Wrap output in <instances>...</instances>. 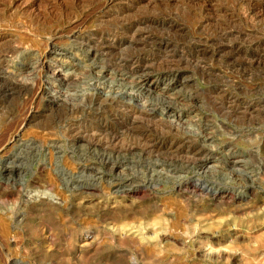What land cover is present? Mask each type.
<instances>
[{
    "label": "rangeland",
    "instance_id": "rangeland-1",
    "mask_svg": "<svg viewBox=\"0 0 264 264\" xmlns=\"http://www.w3.org/2000/svg\"><path fill=\"white\" fill-rule=\"evenodd\" d=\"M148 1L0 0V55L8 50L0 64V161L23 169L21 181L6 188L0 175V264H264V16L260 22L241 16L250 0ZM118 10L127 12L120 15ZM158 15L172 16L186 29L169 36L153 28L146 32L174 46L175 59L187 62L175 73L191 82L184 87L171 84L164 91L157 77L165 65L161 57H166L149 42L139 47V58L155 66L162 62L144 69L152 74L150 82H157L154 93L146 94L115 68L114 63L132 54L130 50L109 57L93 43L107 36L119 38L121 26L136 18ZM219 30L231 32L228 45L238 41L236 53L193 52L194 43L203 45L218 37ZM250 33L251 38L245 36ZM257 39L262 52L255 57L258 63L250 62L247 50L252 52ZM49 49L62 54L67 86L56 87L38 67ZM20 82L25 84L21 92L12 88ZM42 87L50 90L42 94ZM113 91L136 100L139 94L140 103L156 106L157 113L166 104L172 106L180 130L211 152L208 166L200 170L173 155L143 151L146 129L153 130L147 140L182 141L186 135L157 124L150 128L145 122L136 134L127 133L119 119L126 111L120 110L118 101L102 105L96 98L100 92ZM48 93L75 98L76 113L57 105ZM71 126L77 127L73 133ZM87 131L90 140H81ZM12 132L18 133L16 141L5 144L3 136ZM89 168H94L91 173ZM133 187L140 191L127 195ZM214 191L228 196L214 197Z\"/></svg>",
    "mask_w": 264,
    "mask_h": 264
},
{
    "label": "bare ground",
    "instance_id": "bare-ground-1",
    "mask_svg": "<svg viewBox=\"0 0 264 264\" xmlns=\"http://www.w3.org/2000/svg\"><path fill=\"white\" fill-rule=\"evenodd\" d=\"M165 1H170V0H165ZM193 1V0H192ZM199 1V0H198ZM217 1V0H216ZM215 1V2H216ZM233 1V0H232ZM239 1H241V0H239ZM245 1H247V0H245ZM106 2V1H105ZM149 2V1H148ZM156 3L157 2V0H150V2L149 3ZM158 2H159V0H158ZM196 2V1H195ZM194 2V3H195ZM213 2V1H212ZM214 2V3H215ZM225 2V1H224ZM224 2L222 1V3L224 4ZM250 3L249 4H247V9H245L244 10V12H243V10H241L242 11V13H241V16L242 17H245V18H247V19H250V20H254L255 19V21H256V19H260V20H258L259 22L260 21H262V19H261V16H264V5H263V7H262V9H259V7L260 6H262V4L264 3V0H250L249 1ZM188 3V2H187ZM218 3V2H217ZM234 3V2H233ZM245 3V2H244ZM110 4V3H109ZM160 4H162V3H160ZM212 4V3H211ZM219 4V3H218ZM85 5V4H84ZM111 5V4H110ZM155 5H157V4H155ZM231 5V4H230ZM210 6V5H209ZM219 6V5H218ZM224 6V5H223ZM241 6V8H242V5H240ZM156 7V6H155ZM164 7H165V4H164ZM245 7V6H244ZM243 7V8H244ZM254 7H257L258 9H259V11H258V9H254ZM225 8V7H224ZM231 8H232V6H231ZM246 8V7H245ZM85 9V8H84ZM100 9V8H99ZM110 9V8H109ZM164 9H166V7L164 8ZM220 9V8H219ZM225 10V9H224ZM237 10V9H236ZM105 11V10H104ZM119 12H120V15H123L125 12H127L126 10H124V11H121V10H118ZM157 11V10H156ZM159 11V10H158ZM157 11V12H158ZM185 11H186V9H185ZM219 12H221V10H218ZM217 12V11H216ZM229 12V11H228ZM140 13V12H139ZM168 13H170V12H168ZM182 13V12H181ZM190 13V12H189ZM188 13V14H189ZM199 13V12H198ZM229 13H231V12H229ZM240 13V12H239ZM92 14V13H91ZM110 14V13H109ZM128 14V13H127ZM160 14H162V13H160ZM219 14V13H218ZM221 14V13H220ZM219 14V15H220ZM224 14H225V12H224ZM234 14V13H233ZM255 14H259L258 15V17L257 16H255ZM129 15V14H128ZM145 15V14H144ZM147 15V14H146ZM153 15V14H152ZM156 15V14H155ZM170 15H171V13H170ZM191 15H192V17H194V15L191 13ZM216 15V14H215ZM214 15V16H215ZM239 15V14H238ZM106 16H109V15H106ZM111 16V15H110ZM116 16H119L118 14L116 15ZM130 16V15H129ZM186 16V15H185ZM206 16V15H205ZM208 16V15H207ZM213 16V15H212ZM112 17V16H111ZM124 18H125V16H123ZM132 17V16H131ZM135 17V16H134ZM133 17V18H134ZM203 17H204V15H203ZM225 17V16H224ZM227 17V16H226ZM230 17V16H229ZM228 17V18H229ZM231 17H232V15H231ZM114 18V17H113ZM116 18V17H115ZM115 18H114V21H115ZM120 19H121V17H119ZM136 18V17H135ZM195 18V17H194ZM193 18V19H194ZM197 18H199V17H197ZM200 18H201V16H200ZM213 18V17H212ZM234 18H236V17H234ZM104 19V18H103ZM110 19V18H109ZM119 19V20H120ZM178 19H179V17H178ZM201 19H204V18H201ZM211 19V18H210ZM214 19H215V17H214ZM220 19H222L221 17H220ZM131 20H132V18H131ZM225 20V19H224ZM233 19L231 18V21H232ZM242 20V19H241ZM249 20V21H250ZM124 21H126V23H127V21L128 20H124ZM124 21H122V22H124ZM198 21H199V19H198ZM213 21V20H212ZM230 21V22H231ZM234 21V20H233ZM50 22V21H49ZM120 22V21H119ZM122 22H120V23H122ZM204 22V21H203ZM209 22H210V20L209 19H206L205 20V23H206V25H208L209 24ZM221 22V21H220ZM227 22V21H226ZM243 22V21H242ZM247 22H248V20H247ZM252 22V21H251ZM228 23V22H227ZM262 23V22H261ZM48 24V23H47ZM116 24V23H115ZM212 24V23H211ZM221 24V23H220ZM225 24V23H224ZM223 24V26H225ZM242 24H244V22L242 23ZM241 24V25H242ZM249 25H250V23H248ZM253 24V23H252ZM263 24H264V21H263ZM205 24H203V26H204ZM213 25V24H212ZM211 25V26H212ZM233 25L235 26H237V28H239L238 27V25L237 24H234L233 23ZM232 25V26H233ZM214 26H216V25H214ZM229 26H231L230 24H229ZM119 27V26H118ZM216 27H219V26H216ZM244 27H247V26H244ZM108 28V27H107ZM120 28V27H119ZM147 28H153V29H155V30H162V31H164V33H168V36H169V34H173V33H176V35L177 34H180V33H183L186 29H185V27H181V25H179L177 22H176V20H175V18L174 17H172V16H163V17H159V15L158 16H152V17H140V18H136V19H134V21H132V22H129V23H127L125 26H121V34H119V38H117V37H113V36H110V37H106V38H104V39H98L97 41H95L94 40V45H95V47L96 48H98L101 52H103V54L104 55H106V56H111V55H113L114 53H119V52H121V53H123L124 51H127V50H130L131 52H132V54L131 55H129V56H127V57H124V58H121V59H119L118 60V62L117 61H115V62H117L116 64L114 63V65H115V68H117L119 71H122V72H125V73H121L120 74V76L126 81L127 79H133V81L135 82V83H133L136 87H138V88H140V90H142L144 93H146V94H148V93H154V91H155V89H157V82H158V80L160 81V85H165L164 86V88H163V90L165 91V90H169L170 89V85L171 84H179L180 86H183L184 87V85H186V84H188V83H190L191 82V78L189 79V78H182V79H180L179 78V75H178V72L177 73H175V70L174 69H179V70H182L184 67H182L183 65L185 66V65H187V64H185V63H187V62H185L184 63V58H181V60L178 58V57H176L177 58V60L175 59V57H174V54L176 53V51L174 50V46L171 44V43H169L168 41H166V40H164V39H159V38H157V37H153L151 34H149L148 32H146L147 30ZM191 28V27H190ZM206 28V27H205ZM221 28V27H220ZM225 28H227V26L225 27ZM229 28V27H228ZM232 28V27H231ZM234 28H236V27H234ZM202 29H204V28H202ZM214 29H215V27H214ZM230 29V28H229ZM252 29V28H251ZM250 29V30H251ZM113 30V29H112ZM148 30H150V29H148ZM191 30V29H190ZM211 30V29H210ZM254 30V29H253ZM261 30H263L262 28H261ZM192 31V30H191ZM200 31H202V30H200ZM207 31V30H206ZM218 31V30H217ZM220 32H219V36L218 37H216V36H214V38H213V35H212V38L213 39H209V40H207V41H204V44L202 45L201 44V42L199 43H194L193 44V52H195L196 54H205V53H207V52H210V51H216V52H225V51H227L228 50V52L227 53H233V52H235L234 50H239V48H238V46H237V44H236V42H238V41H236V42H233L234 41V39L232 40V42H230V45H228L227 43L229 42V40H231L232 38H229L230 36H231V32H229L228 31V33L226 32V30H219ZM237 31V30H236ZM235 31V32H236ZM245 31V30H244ZM249 31V30H248ZM110 33V32H109ZM111 33H112V31H111ZM116 33V32H115ZM153 33H155V32H153ZM158 33V32H157ZM163 33V34H164ZM200 33V32H199ZM202 33V32H201ZM210 33V32H209ZM208 33V34H209ZM254 33V32H253ZM262 33V32H261ZM264 33V32H263ZM114 34V33H113ZM161 34V33H160ZM192 34V33H191ZM235 34V33H234ZM233 34V35H234ZM238 34V33H237ZM243 34H244V32H243ZM96 35V34H95ZM181 35H183V34H181ZM193 35V34H192ZM210 35H211V33H210ZM216 35V34H215ZM250 35H252L251 33L249 34V35H247V34H245V36H247L248 38H251V37H249ZM98 36H99V34H98ZM235 36V35H234ZM237 36V35H236ZM256 36H257V33H256ZM92 37V36H91ZM208 37V36H207ZM242 37H244V36H242ZM246 37V38H247ZM260 37V36H259ZM94 38V37H93ZM98 38V37H97ZM163 38V37H162ZM228 38H229V40H228ZM238 38V37H237ZM241 38V37H240ZM246 38H245V40H246ZM199 39V38H198ZM235 39H236V37H235ZM253 39V38H252ZM77 40V39H76ZM169 40V39H168ZM238 40V39H237ZM239 40H241V39H239ZM242 40H244V39H242ZM244 40V41H245ZM81 41V40H80ZM83 41V40H82ZM194 41V40H193ZM197 41V40H196ZM219 41V43H217ZM227 42V43H225V44H227V45H222V44H220L221 42ZM244 41H241V43L243 42L244 43ZM246 41H248V39L246 40ZM245 41V42H246ZM254 41V40H253ZM153 43L154 44V47H156L157 49H158V53H161L162 55H164V57H166L165 59L164 58H162L161 56V59H163L164 60V62H165V65H164V67H162L161 69H162V71L163 72H161L159 75H158V77H157V82H150V76H152V74L151 73H149V72H144V69H154V66H155V63H153V62H150L149 60H142L141 58H139V47H146L147 46V43ZM170 42H172V41H170ZM249 42H250V39H249ZM251 42H252V40H251ZM82 43V42H81ZM240 43V44H241ZM242 43V44H243ZM82 44H84V43H82ZM248 44V43H247ZM250 44V43H249ZM146 45V46H145ZM183 45V44H182ZM186 45H188V44H186ZM253 45H254V48H253V50H252V52L250 51V50H247V51H249L250 53L248 54V57H249V60L248 61H250V62H254V61H256L255 60V57L256 56H258L259 55V52L261 51V48H262V46H263V44H262V41L261 40H259V39H257L256 41H254V43H253ZM86 46V45H85ZM91 46H93V45H91ZM192 46V45H191ZM245 46V45H244ZM248 46V45H247ZM183 47V46H182ZM252 46H250V48H251ZM91 49H92V47H90ZM142 48H140V49H142ZM149 48V47H148ZM95 49V48H94ZM252 49V48H251ZM6 50V49H5ZM10 50H12V49H10ZM14 50V49H13ZM16 50V49H15ZM48 50V48H46L45 49V51H47ZM180 50V49H179ZM186 50V49H185ZM184 50V51H185ZM241 50V49H240ZM245 50V49H244ZM243 50V51H244ZM262 50H264V49H262ZM6 51H8V50H6ZM5 51V52H6ZM58 51V50H57ZM57 51H54V50H52V49H49V51H48V53H50V54H45V52H44V54L40 57V60L38 61V67L39 68H41V70H44V71H46V74L47 75H49V76H47L48 78V80H50V82H52L56 87H59V88H61V87H63V86H67V82H68V79H67V76L66 75H64V70H63V68H64V65H63V63H62V54L60 53V52H57ZM87 51V50H86ZM90 51V50H89ZM182 51V50H181ZM4 52V51H3ZM3 52H1V53H3ZM3 53V54H1L0 55V64L1 63H3V62H5L6 60V57H7V53L8 52H6V53ZM12 54L14 53L13 51H10ZM100 52V53H101ZM175 52V53H174ZM180 52V51H179ZM178 52V53H179ZM187 52V51H186ZM242 52V51H241ZM262 52V51H261ZM90 53H92V52H90ZM188 53V52H187ZM191 53V52H190ZM226 53V52H225ZM225 53H223V54H225ZM236 53V52H235ZM245 53V52H244ZM243 53V54H244ZM89 54V53H88ZM102 54V53H101ZM152 54V53H151ZM154 54V53H153ZM161 54H159V55H161ZM216 54V53H215ZM242 54V53H241ZM186 55V54H185ZM211 54H209L208 56H210ZM218 56H220L219 54H217ZM50 56H54L53 58H50ZM154 56V55H153ZM181 56H182V54H181ZM202 56V55H201ZM201 56H199V57H201ZM204 56V55H203ZM208 56H206V57H208ZM236 56V55H235ZM235 56H234V59H235ZM237 56H239L238 54H237ZM64 57V56H63ZM149 57V56H148ZM186 57V56H185ZM243 57V56H242ZM261 57H262V55H261ZM152 58V57H151ZM150 58V59H151ZM156 58H158V57H156ZM155 58V59H156ZM192 58V57H191ZM196 58V57H195ZM226 58V57H225ZM229 58V57H228ZM258 58V57H257ZM256 58V59H257ZM26 59V58H25ZM149 59V58H148ZM160 59V60H161ZM170 59V60H169ZM179 59V60H178ZM190 59V58H189ZM193 59V58H192ZM197 59V58H196ZM224 59V58H223ZM244 59H245V57H244ZM195 60V59H194ZM199 60V59H198ZM261 61H262V59H260ZM99 61V60H98ZM187 61H189V60H187ZM191 61H193V60H191ZM190 61V62H191ZM218 61V60H217ZM230 61V60H229ZM247 61V62H248ZM258 61V60H257ZM256 61V62H257ZM22 62H23V60H22ZM159 62H162V61H159ZM158 62V63H159ZM195 62H196V60H195ZM199 62V61H198ZM249 62V63H250ZM36 63V62H35ZM157 63V64H158ZM197 63V62H196ZM229 63V62H228ZM233 63H234V61H233ZM241 63H242V61H241ZM258 63V62H257ZM259 63H260V61H259ZM157 64H156V66H157ZM160 64V63H159ZM189 64V63H188ZM190 64H192V63H190ZM193 64H195V63H193ZM198 64V63H197ZM224 64V63H223ZM246 64V63H245ZM51 65H53V69H52V71H50L51 69H50V67H51ZM114 65H113V67H114ZM163 65V64H162ZM207 65V64H206ZM257 65V64H256ZM1 66V65H0ZM110 66V65H109ZM155 66V67H156ZM199 66V65H198ZM201 66V65H200ZM35 67V66H34ZM160 67V66H159ZM186 67V66H185ZM196 67V66H195ZM245 67V66H244ZM2 68V67H1ZM0 68V69H1ZM25 68V67H24ZM182 68V69H181ZM70 69V68H69ZM116 69V70H117ZM143 69V72H141V73H139L140 72V70H142ZM157 69V68H156ZM4 70V69H3ZM198 70V69H197ZM49 71V72H48ZM234 71V70H233ZM206 72V71H205ZM18 73V72H17ZM207 75V74H206ZM119 76V77H120ZM44 77V76H43ZM130 81V80H129ZM164 81H168V83L167 84H163L164 83ZM19 82V81H18ZM214 82V81H213ZM43 83H45V85H48L49 83L48 82H43ZM41 85V84H40ZM43 85V84H42ZM50 85V84H49ZM70 85V84H69ZM11 86V85H10ZM12 88H18V90L21 92V88L24 90V86H25V84H24V82H20V83H16V84H12ZM18 86H20V87H18ZM50 87V86H49ZM183 87H181V88H183ZM213 87V86H212ZM27 88V87H26ZM54 89V88H53ZM223 89V88H222ZM11 91H12V89H10ZM41 91V93L42 94H45V93H47V91L48 90H50L49 88H44V87H42L41 89H40ZM180 90V89H179ZM183 90V89H182ZM194 90V89H193ZM217 90H219V89H217ZM14 91V90H13ZM55 91H56V89H55ZM25 92V91H24ZM115 91H113V92H106V93H99V94H97L96 95V98L99 100V102H101V104L103 105L104 103H110V104H115V105H117V101H118V104H119V106L121 107L120 108V110L121 109H123L124 111H126V114H125V116H121L122 118H119V119H121L123 122H124V124H126L127 125V127H126V132L127 133H130V134H132V135H134V133L136 132V130H138V128H140L141 126L139 125L140 123H142L143 124V122H145L146 123V125L145 126H152V125H155V124H157V125H159L158 127H163V128H165L166 127V129L171 133V132H174L176 135L177 134H181L182 136H183V134H185V133H183L181 130H180V126L182 125V124H179V118H178V116L176 117L175 115H174V113H175V109L172 107V106H170L169 104H166L163 108L161 107V112L160 113H157L158 112V110H157V108H156V106H152L151 104L149 105L147 102H143V103H140V99H139V94H138V99L136 100V99H134L133 97H130V96H126L125 94H121V93H119V92H117V93H114ZM212 92V91H211ZM19 93V92H18ZM17 93V94H18ZM27 93V92H26ZM189 93V92H188ZM198 93H199V91H198ZM216 93H218V92H216ZM225 93V92H224ZM7 94V93H6ZM49 95H50V97L52 98V101H54L57 105L58 104H62V105H64L65 107H66V109H67V111H69L70 112V114H75L76 113V111L74 110L75 109V104H74V102L76 101V99L75 98H70V96L69 97H67V96H63V98L62 99H60V98H58V97H55V96H53L51 93H48ZM205 94H207L206 93V91H205ZM221 94V93H220ZM227 94V93H226ZM232 94V93H231ZM8 95H10L9 93H8ZM22 95V94H21ZM39 95H41V94H39ZM57 95V94H56ZM60 95V94H59ZM125 95V96H124ZM129 95V94H128ZM137 95V94H136ZM216 95H218V94H216ZM20 96V95H19ZM191 96V95H190ZM194 96V95H193ZM207 96V95H206ZM224 96H225V94H224ZM76 97V96H75ZM188 97V96H187ZM194 97H196V96H194ZM222 97V96H221ZM84 98V97H83ZM91 98V97H90ZM208 98H209V96H208ZM225 98H227V100H232L233 99V97L232 96H227V97H225ZM211 99V98H210ZM221 99V98H220ZM142 100V99H141ZM144 100H145V98H144ZM187 100V99H186ZM193 100V99H192ZM195 100V99H194ZM227 100H225V101H227ZM89 101H91V100H89ZM215 102L214 103H216V101L217 100H214ZM78 102V101H77ZM196 102V101H195ZM237 102V101H236ZM239 102H240V100H239ZM247 102V101H246ZM249 102V101H248ZM168 103V102H167ZM170 103V102H169ZM171 103H174V102H171ZM170 103V104H171ZM192 103V102H191ZM200 103V102H199ZM235 103V102H234ZM233 103V104H234ZM220 104H222V103H220ZM231 104V103H230ZM213 105V107H214V104H212ZM244 105V104H243ZM106 106V105H105ZM163 106V105H162ZM216 106V105H215ZM219 106V105H218ZM225 106H227V104L225 105ZM236 106H239V104L238 105H236ZM97 107V106H96ZM113 107V106H112ZM111 107V108H112ZM115 108L117 107V106H114ZM176 107V106H175ZM1 108V107H0ZM215 108H217V107H215ZM221 108H224L223 106H221ZM232 108V107H231ZM234 108V107H233ZM244 108V107H243ZM63 109V108H62ZM79 109H80V107H79ZM82 109V108H81ZM99 109V108H98ZM117 109H118V107H117ZM116 109V110H117ZM226 109H227V107H226ZM226 109H224V110H226ZM104 110V109H103ZM119 110V111H120ZM217 110V109H216ZM253 110V109H252ZM107 111V110H106ZM251 111V110H250ZM112 112V111H111ZM117 112H118V110H117ZM228 112V111H227ZM226 112V113H227ZM230 112H231V110H230ZM229 112V113H230ZM233 112V111H232ZM235 112H236V110H235ZM216 113V112H215ZM229 113H228V115H229ZM247 113V112H246ZM61 114H62V112H61ZM120 114V113H119ZM220 114V113H219ZM231 114V113H230ZM237 114V113H236ZM243 114H245V111H243ZM248 114V113H247ZM247 114H245V115H247ZM122 115V114H121ZM232 115H235L234 113L232 114ZM231 115V116H232ZM239 115V114H238ZM249 116H251L250 114H248ZM113 117L114 116H116V115H112ZM222 116V115H221ZM226 116V115H225ZM237 116V115H236ZM76 117V116H75ZM120 117V116H119ZM116 118V117H115ZM210 118V117H209ZM233 118H236L235 116L233 117ZM73 119V118H72ZM169 119H171V120H169ZM206 119V118H205ZM113 120V119H112ZM115 120V119H114ZM120 120V121H121ZM118 121V120H117ZM74 122V121H73ZM85 122V121H84ZM116 122V121H115ZM68 123V122H67ZM75 123V122H74ZM81 123V122H80ZM144 123V124H145ZM72 124V123H71ZM76 124V123H75ZM123 124V123H122ZM106 125V124H105ZM69 126V125H68ZM88 126V125H87ZM125 126V125H124ZM140 126V127H139ZM76 126H71L70 128H69V133H73L74 131H76V129H77V127L75 128ZM155 127V126H154ZM154 127H153V129H154ZM122 128V127H121ZM151 128V127H150ZM162 128V129H163ZM66 129V128H65ZM88 129V128H87ZM146 129V128H145ZM82 130V129H81ZM125 130V129H124ZM124 130H123V132H124ZM144 130V129H143ZM142 130V131H143ZM156 130V129H155ZM161 130V129H160ZM166 130V131H167ZM45 131V130H44ZM46 131H48V130H46ZM142 131H141V133H142ZM151 131H153L152 129H151ZM151 131H149V129H146L145 130V132L143 133V135H142V137H144L145 138V141H144V143H142L144 146H143V151H145L146 153H149V154H152V153H159V152H161V153H165V154H169V155H173L175 158H178V159H181V160H185V163L187 162V163H192V164H197L198 165V169H204V168H206L207 166H208V164L210 163V161L212 160V158H211V152L210 151H208L207 150V148L203 145V143H200L198 140L197 141H195V139H193L190 135H187V133L185 134L186 136H184V138H183V140L182 141H176V140H173V139H170V138H168V139H166V138H161V137H158V138H153V139H151V140H147L146 138V134L147 133H149V132H151ZM165 131V130H164ZM49 132V131H48ZM88 132H90V131H87L86 132V135L84 136L83 135V137L81 138L80 137V139L82 140L83 138H88L89 139V136L87 135V133ZM155 132V131H154ZM160 132V131H159ZM157 133V132H156ZM161 133V132H160ZM160 133H157V134H160ZM89 134V133H88ZM90 134H92V133H90ZM102 134V133H101ZM136 134V133H135ZM72 135V134H71ZM82 135V134H81ZM93 135V134H92ZM91 135V136H92ZM138 135V134H137ZM161 135H163V134H161ZM160 135V136H161ZM136 136V135H135ZM138 136H140V135H138ZM148 136V135H147ZM159 136V135H158ZM17 137H18V133H16V132H12V133H8L7 135H4L3 136V140L5 141V144H8V143H13V142H15L16 141V139H17ZM152 137V136H151ZM150 137V138H151ZM156 137V136H155ZM109 138H111V137H109ZM140 138V137H139ZM105 139V138H104ZM134 139V138H133ZM142 139V138H141ZM75 141H76V143L77 142H79L77 139H74ZM90 140V139H89ZM88 140V141H89ZM93 140V139H92ZM107 140V139H106ZM112 140V139H111ZM115 140V139H114ZM4 141H2V142H4ZM120 141V140H119ZM138 141V140H137ZM142 141V140H141ZM202 141V140H201ZM91 142V141H90ZM99 143H101V142H99ZM116 144V143H115ZM30 145H32V144H24V145H22V146H26V147H32V146H30ZM111 145V144H110ZM117 145V144H116ZM130 145V144H129ZM133 146V145H132ZM131 146V147H132ZM140 146H141V144H140ZM19 147H21V146H19ZM18 147V148H19ZM106 147V146H105ZM33 148V147H32ZM31 148V149H32ZM107 148V147H106ZM131 149V148H130ZM129 149V150H130ZM18 150V149H17ZM122 152V151H121ZM160 153V154H161ZM16 155V154H15ZM12 157V155L10 156V158ZM15 157V156H14ZM19 158V157H18ZM79 158V157H78ZM104 159V161H105V163L107 164L108 162H109V159L107 158V157H104L103 158ZM1 160V159H0ZM19 160V159H18ZM84 160V159H83ZM107 161V162H106ZM10 162H12V161H10ZM115 162V161H114ZM116 165V164H115ZM124 165V164H123ZM118 166H119V164H118ZM117 166V167H118ZM113 168H116L115 166H113ZM94 169V168H93ZM93 169L92 168H89V170L88 171H90V173L93 171ZM23 171V169L21 168V167H19V166H16L15 165V163L14 164H8L7 162H2V161H0V175L1 176H4V177H2V185L6 188L7 186H9L10 184H12V183H15L18 179H19V175H20V173H22V172H20V171ZM174 170V169H173ZM176 171V170H175ZM179 171V170H178ZM171 173H172V171H171ZM179 173V172H178ZM185 173V172H184ZM20 180V179H19ZM21 181V180H20ZM204 184V183H203ZM53 188H55V186L53 185L52 186ZM51 187V188H52ZM209 187V186H208ZM50 188V187H49ZM134 188V187H133ZM131 189V190H127V192H126V194L127 195H129V196H133V195H135V194H137L139 191H140V188L138 189V187L137 188H134V189ZM83 189H91V187H84ZM194 189V188H193ZM210 189V188H209ZM212 189V188H211ZM196 190V189H195ZM87 191V190H86ZM209 191V190H208ZM192 192V191H191ZM213 195H214V197H218V196H220V195H222L223 193H218L217 191H214V192H211ZM228 196V194L226 195V194H223L222 195V197H227ZM230 196V195H229ZM232 196V195H231ZM226 200V199H225ZM224 200V201H225ZM231 201H232V197H231ZM214 202V201H213ZM219 202V201H218ZM0 209H2V208H0ZM139 229H142V228H140L139 227ZM144 231V230H143ZM202 233V232H201ZM153 234V233H152ZM158 234V233H157ZM148 235V234H147ZM161 235V234H160ZM125 236V235H124ZM154 236H156V235H154ZM165 236V235H164ZM212 236V235H211ZM132 237V236H131ZM135 238V237H134ZM213 238V237H212ZM203 239V238H202ZM209 240V239H208ZM144 241V240H143ZM142 242V241H141ZM144 244V243H143ZM6 258H7V256H6Z\"/></svg>",
    "mask_w": 264,
    "mask_h": 264
}]
</instances>
